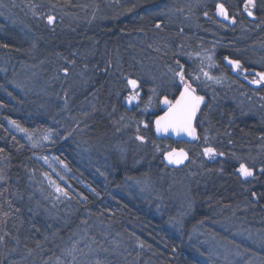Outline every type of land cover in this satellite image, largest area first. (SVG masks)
Returning <instances> with one entry per match:
<instances>
[{
    "label": "rangeland",
    "instance_id": "rangeland-1",
    "mask_svg": "<svg viewBox=\"0 0 264 264\" xmlns=\"http://www.w3.org/2000/svg\"><path fill=\"white\" fill-rule=\"evenodd\" d=\"M221 1L170 0L167 3H159L154 6L157 21L152 31L142 27L123 32V44L117 43L114 50L101 52V55L105 56L101 69L97 58L92 59L82 52L80 54L82 63L79 66L75 60L58 57L50 60L49 66L29 65L13 72L12 81L15 79L20 85L22 93L25 91L24 97L30 95L36 98L39 104L37 110L40 113H43L49 101L55 102L57 126L56 129L49 131H30L13 121H9V126L32 148L38 150L56 142L60 134L66 138H76V141H79L77 149L79 163L82 167L93 169L95 176L102 175L105 184L108 182L105 174L113 171L115 164L126 163V166L141 175L125 179L122 187L116 186L114 191L141 197L158 216L166 217L168 227L175 234L181 237H184V234L188 235L189 247L206 264H264V225L261 224L263 227L256 225L254 212L257 210L251 208L245 199L247 190L242 189L241 194L244 196L241 198L242 201L233 203L232 206L214 199V196H222L220 194L226 192V184L230 181L222 165H229L232 172L238 176L237 169L240 163L252 166L259 175L263 173L261 169L264 165V135L254 146H233L228 141L226 132L220 131L216 123L220 118L223 119L230 104L238 116H255L264 124V93L248 95L241 86L226 78L217 82L214 74L218 72V67L208 52H211L214 44L206 45L205 38L202 41L199 39L200 45L197 46L199 49H206V53L200 54L198 59L196 55H192L191 49L194 47L191 41L196 40L197 34L202 32L196 28V11L210 2L217 5ZM139 3V0H77L76 3L0 0V13L5 26L16 27L28 36L42 30L50 34H73L82 29L83 33L87 34L89 30L98 29L109 23L115 24L127 18L130 21L135 20L139 14L136 12L137 7L143 4ZM48 16L55 17L53 24L47 22ZM168 29L171 32H166ZM166 35L179 37L173 43L172 49L168 47L167 42L163 45ZM256 43L244 48L243 51L253 58L252 62L264 66V43ZM181 48H187V52L182 53ZM92 52L95 53L94 50ZM191 56H194V59ZM182 59L193 69L188 71L191 81L198 83L212 97L198 123L202 128L203 144L205 147L214 148L217 155L208 157L203 154L204 148L200 150L195 145H186L185 147L194 155L191 162L186 166L167 170L156 162V156L162 154L163 150L159 144L147 140L145 134L148 132V126L147 128L138 126L132 118L136 113L144 115L143 123L148 125L146 122L148 114H156L159 110L160 96L172 93L179 85L180 79L176 73L184 71L181 67ZM2 64L5 68L3 67L1 72L5 74L8 68L4 62ZM107 66L111 67L108 79L112 80V83L124 81L123 89L126 91L121 97L122 103L129 112L134 113L116 117L118 124L114 129L118 135L113 134L108 146H91L83 141L85 139L83 136L91 120L104 108L102 89L104 81L95 82V79L100 73L106 74ZM131 73H135V77H130ZM126 78L137 79L147 90L146 97H142L144 94L139 96L142 100L133 103L131 110L125 99L130 91L125 87ZM215 112L217 114L213 116ZM154 117L156 116H152L151 119ZM137 136H143L144 141L138 140ZM166 147L168 150L172 145L168 144ZM151 152L152 156L149 154ZM223 152L228 153L227 158L219 155ZM36 156L48 169L44 177L45 186L40 187L41 193L48 200L70 201L71 194L68 190L71 186L68 177L71 171L68 166L47 150L37 153ZM233 163L235 167L232 166ZM213 166L218 173V180L213 179L210 169ZM220 175L223 178L219 179ZM207 178L210 182L212 179L216 180L207 184L208 187L216 188L218 194L207 196L205 202L209 203V206L202 219L193 222V225L192 221L187 224L198 203L194 185L195 183L199 185ZM57 188L66 192L67 196L58 192ZM255 198L256 196L253 199ZM69 208L66 219L71 218L74 213L72 204L68 205ZM53 213L60 215L56 209ZM258 214L264 217V206ZM261 220L264 221L263 218ZM107 238L108 233H104L100 219L88 221L85 218L70 248L56 264H100V257L108 258L110 255V260L120 264L122 261L120 258L108 254Z\"/></svg>",
    "mask_w": 264,
    "mask_h": 264
},
{
    "label": "trees",
    "instance_id": "trees-1",
    "mask_svg": "<svg viewBox=\"0 0 264 264\" xmlns=\"http://www.w3.org/2000/svg\"><path fill=\"white\" fill-rule=\"evenodd\" d=\"M45 1L77 2V0ZM139 1V4L143 3L142 6L146 7L145 13L150 18L146 23L142 20L144 18L142 13V16L137 15V20L133 22L127 18L115 24L109 23L98 29L89 30L87 34H84L82 29L73 34H50L42 30L33 33V36H28L16 27L5 26L0 13V45H8V47L0 46V264H56L70 248L85 218L88 221L93 219L102 221L103 231L108 233L106 241L108 254L120 258L122 260L120 264H206L189 247L188 235L184 234V237H181L175 234L168 227L166 217L158 216L141 197L114 191L116 186L122 187L125 179L141 175L126 166V163L115 164L113 171L105 174L108 177V182L105 184L102 175L95 176L93 169L82 167L79 163L77 152L79 141H76V138H66L60 134L56 142L38 150L32 148L9 126V121L30 131H49L56 129L57 126L55 102L49 101L43 113H40L37 110L39 104L36 98L30 95L24 97L25 91L22 93L20 85L15 79L12 81L13 72L29 65L49 66V61L58 57L75 60L79 66L82 63L80 59L82 52L92 59L97 58L101 69L105 59L101 52L114 50L117 43L123 44V32L152 26L157 20L154 6L170 0ZM257 3L259 19L256 24L260 23L262 26L259 40L264 43V0H257ZM139 17H142L141 20L138 19ZM246 24L249 31V27L252 26L248 22ZM110 33H113L111 37ZM166 44L171 49L174 47L170 42ZM92 50L95 51V55ZM109 56L111 57L110 54ZM3 62L8 68L5 74L1 72L4 67ZM106 68V74L100 73L95 79V82L104 81L102 86L104 108L91 120L83 136L85 138L83 141L91 146H108L111 137L116 134L114 129L118 124L116 117L134 113L129 112L122 103L121 97L126 91L123 89L124 81L112 83V80L108 79L111 67ZM123 73L126 74V71ZM130 77H135V73H131ZM167 96L175 97L174 93H169ZM156 115L158 113L148 114L146 121L148 132L145 135L150 143L159 144L163 150L162 154L156 156L157 164L171 170L163 160V153L167 150L168 144L173 146L175 142L169 138H156L151 120V117ZM143 118L144 115L136 113L132 119L138 126H144ZM216 123L222 131L223 119L220 118ZM248 123L249 120L247 125ZM235 137L238 142L237 132ZM186 145L184 142H179L177 146ZM46 150L64 162L71 171L68 177L71 186L68 190L71 194L70 201L48 200L40 191V187L45 186L44 177L48 169L37 159L36 154ZM149 154L152 156V152ZM210 169L213 179H217L216 168L213 166ZM223 169L226 170L225 174L229 175L231 167L228 165ZM230 177V182L226 184V192L220 194L223 197L214 196V199L224 205L232 206L233 203L241 202L244 196L238 189V187L242 189L239 180L231 173ZM221 178L222 175L219 179ZM213 179L211 182L216 181ZM207 182L211 183L207 178L199 185L196 183L194 185L198 203L187 224L192 221L193 225V222L202 219L209 206V203L205 202L207 196L218 194L216 188L208 187ZM245 189L247 190L245 199L251 208L257 210L254 212L256 225H264V221L261 220L264 217L258 214L264 206V180L249 182ZM254 196H256L255 200ZM69 204H72L74 213L71 218L66 219V212L70 211ZM54 209L58 210L59 216L53 213ZM104 258L100 257V264H116L110 260L111 255Z\"/></svg>",
    "mask_w": 264,
    "mask_h": 264
},
{
    "label": "flooded vegetation",
    "instance_id": "flooded-vegetation-1",
    "mask_svg": "<svg viewBox=\"0 0 264 264\" xmlns=\"http://www.w3.org/2000/svg\"><path fill=\"white\" fill-rule=\"evenodd\" d=\"M219 3H223L225 7L229 11L230 17L235 19V23L231 22L230 20H224L223 17H220L216 14V5L212 2L208 3L206 6L199 8L196 11V25L198 29H201L202 32L197 34L196 40L192 39V55H196V59L200 58V54L206 53V49L202 48L199 49L197 45H200V41L204 39V43L209 46L210 44H214L213 48L211 49V52L208 51L213 58L216 61L218 72L214 74L217 81L219 79L226 78L228 81L231 80L234 84H238L241 86L246 94L250 93H264V84L259 85V88H255L252 83H250L251 80L255 79V74L257 72H264V66L257 65L256 63L252 62L253 58L247 55L246 52L243 51V49L250 45H253L254 43L259 44L262 43V41L259 40V37L261 35V28L262 26L260 23L256 24L259 19L258 11H257V0H255V7L252 9L253 13L257 16V19H250L247 13L243 10L245 0H234L233 2H230L229 0H222ZM201 11L202 14H201ZM207 13V15H205ZM249 23L251 27H248L246 23ZM166 28V26H165ZM260 28V29H259ZM257 29V30H256ZM259 30V31H258ZM166 32H171L166 31ZM200 35V36H199ZM167 36V37H166ZM163 40V44L165 42L174 43L175 41H172L171 35H166ZM162 37V38H163ZM195 38V37H194ZM155 39V38H154ZM249 39V43H248ZM198 40V41H197ZM253 40V41H252ZM181 52H187V48H181ZM198 55V56H197ZM204 55V54H203ZM202 55V56H203ZM194 59V56H191ZM225 57H227L230 60H239L241 65L244 69H246V72H240V71H234L232 66L229 65L226 62ZM190 64L186 62L184 59H182L181 67H183L185 80L192 85L193 88H195L196 92L200 95H203L207 98V106L212 100V97L208 91L205 89H202L198 83L191 81V77L188 75L189 70H193L189 68ZM245 76H247V79H245ZM183 89V84L180 82L178 86H176L173 89L174 98L179 96L180 91ZM200 90V91H199ZM143 91L144 95L142 97H146L147 90H145V87L140 83V89L139 92ZM163 96L167 95H161L160 99ZM140 99V98H139ZM160 99H159V110H158V117L162 114V109L160 106ZM142 100V99H140ZM207 106L200 112L197 121L196 126L199 131V141H194L191 144L195 145L198 149L205 148V145L203 144L204 138L202 134V128L200 124L198 123L200 120L201 115L204 113ZM233 105H228V108L226 110V113L223 115V128L222 131L226 132L228 141L235 146L239 147H247V146H254L261 138V136L264 135V124L262 123L261 119L255 116H247V117H240L237 113H235V110L232 109ZM134 112V111H132ZM217 112L213 113V116L216 115ZM155 117V118H156ZM152 118V122L154 123V119ZM249 120L250 123L247 125V121ZM252 121V122H251ZM236 132L238 134V142L236 141ZM257 134V135H256ZM191 157L193 158L194 155L191 153ZM226 162V161H225ZM224 167L228 166L227 164L222 165ZM233 167L236 165L233 163ZM264 166V165H263ZM262 166V167H263ZM230 167V166H229ZM248 167L252 168L254 175L253 177H249L247 179L241 177L240 175H236L230 170L229 175H227V179L231 180L230 173L236 177L239 180V185L242 187V189H245L246 184L249 182H259L264 180V172L259 175V173L253 169L252 166L248 165ZM226 173V170H224ZM230 182V181H229ZM228 182V183H229ZM239 190L242 191L238 187ZM240 191V192H241ZM245 191V190H244Z\"/></svg>",
    "mask_w": 264,
    "mask_h": 264
},
{
    "label": "snow or ice",
    "instance_id": "snow-or-ice-1",
    "mask_svg": "<svg viewBox=\"0 0 264 264\" xmlns=\"http://www.w3.org/2000/svg\"><path fill=\"white\" fill-rule=\"evenodd\" d=\"M255 7V0H245L243 10L247 13L248 16H252V9ZM216 14L220 17H223L224 20H230L232 23H235V19L230 17L228 9L223 3H218L216 5ZM207 15V13H205ZM47 22L53 24L55 22V17L48 16ZM159 27V25H157ZM2 47H8V45H0ZM225 59L228 61L229 65L232 66L234 71L246 72L247 70L243 68L239 60H229L227 57ZM67 71V70H65ZM179 77L180 82L183 84V90L180 91L179 96L174 100H170L165 97L162 101L164 105L167 106V111L164 112L162 116H158L155 120V127L157 133L168 132L171 130L177 135L181 133L186 134L193 139L196 137V129L193 127V120L200 110L201 104L204 102V97L196 94L195 88L192 87L190 83L185 80V75L183 71L176 73ZM207 75V73H205ZM256 78L251 80L250 83L256 85L264 84V72H257L255 74ZM247 79V76H245ZM219 82V81H217ZM125 87L129 89V94L125 97L129 104H132L134 101H137L140 96V82L137 79L126 78ZM147 124L144 125L147 128ZM21 131H24L21 129ZM138 140L144 141L143 136H137ZM203 154L208 157H215L217 152L212 147H205ZM223 155V153H219ZM188 158L187 153L181 149L177 151L176 149H171L165 154V159L168 160L170 164H181ZM239 175L245 179L253 177L254 172L252 168L248 167L245 163H240L239 168L237 169ZM264 172V169H261ZM58 192H61L63 195L67 196L66 192H63L62 189L57 188Z\"/></svg>",
    "mask_w": 264,
    "mask_h": 264
},
{
    "label": "water",
    "instance_id": "water-1",
    "mask_svg": "<svg viewBox=\"0 0 264 264\" xmlns=\"http://www.w3.org/2000/svg\"><path fill=\"white\" fill-rule=\"evenodd\" d=\"M253 12V11H252ZM249 18L250 19H257V16L253 13V15L252 16H249ZM230 60V59H229ZM226 62L228 63V61L226 60ZM229 64V63H228ZM132 79H134V78H132ZM253 86L255 87V88H259V85H256V84H253ZM183 90V89H182ZM144 93H143V91H140V96H142ZM196 94L197 95H199L197 92H196ZM201 96H203V95H201ZM165 97H167V96H163L161 99H160V106H161V109H162V114L161 115H159V116H162L163 114H164V112L165 111H167V106L166 105H164L163 103H162V101H163V99L165 98ZM204 97V102L201 104V106H200V110L197 112V114H196V116H195V118H194V120H193V127L196 129V137L197 138H195V139H193L192 137H190V136H188V135H186V134H183V133H181L180 135H177L175 132H172L171 130H169L168 132H160V133H157V131H156V127H155V120H154V130H155V135H156V137L158 138V139H161V138H164V137H168V138H170V139H173L175 142H178V141H183V142H186V143H192V142H194V141H199L200 140V138H199V131H198V128H197V126H196V121H197V118H198V116H199V114H200V112L202 111V109H203V107H204V105L207 103V98L205 97V96H203ZM168 98V97H167ZM168 99H170V98H168ZM139 100V99H138ZM138 100L137 101H134L133 103H136V102H138ZM170 100H173V99H170ZM132 103V104H133ZM132 104H129L128 102H127V106H128V108H129V110H131L132 109ZM157 118V117H156ZM172 149H176L177 151H179V150H181V149H183L186 153H187V155H188V158L186 159V160H184V162L183 163H181V164H179V165H177V164H170L169 162H168V160L167 159H165V154L168 152V151H170V150H167L165 153H164V155H163V158H164V161H165V163H166V165L168 166V167H171V168H178V167H183V166H186L187 164H189L190 163V161H191V153L189 152V150L186 148V147H178L177 145H175Z\"/></svg>",
    "mask_w": 264,
    "mask_h": 264
},
{
    "label": "bare ground",
    "instance_id": "bare-ground-1",
    "mask_svg": "<svg viewBox=\"0 0 264 264\" xmlns=\"http://www.w3.org/2000/svg\"><path fill=\"white\" fill-rule=\"evenodd\" d=\"M146 7L145 6H142L141 5V7H137V10H136V12H138L139 14H137V15H140V16H142V13H144L143 14V16H144V18L142 19L145 23H146V21H149L150 20V18L149 17H147V15H146ZM144 9V10H143ZM141 10H143V12L141 11ZM155 11V10H154ZM149 13V12H148ZM146 16V17H145ZM137 17V16H136ZM141 18L142 17H139L138 19H140L141 20ZM136 19V18H135ZM155 19H156V17H155ZM137 20V19H136ZM135 21V20H134ZM157 21V20H156ZM131 22H133V21H131ZM155 26V23L152 25V26H147V29H149V31H152V27H154ZM151 33V32H150ZM175 36V35H174ZM171 38H172V41H175V40H177V38H178V36L176 35V37H173V36H171ZM200 95V94H199ZM208 103V102H207ZM207 103L204 105V107H203V109L202 110H204V108L207 106ZM202 112V111H201ZM155 118V117H154ZM257 135V134H256ZM227 152H223V155L227 158ZM227 160V159H226ZM263 168H264V166H263Z\"/></svg>",
    "mask_w": 264,
    "mask_h": 264
}]
</instances>
